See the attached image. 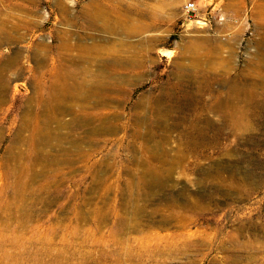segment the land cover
<instances>
[{"label": "rangeland", "instance_id": "obj_1", "mask_svg": "<svg viewBox=\"0 0 264 264\" xmlns=\"http://www.w3.org/2000/svg\"><path fill=\"white\" fill-rule=\"evenodd\" d=\"M91 2L0 0L3 17L31 20L20 27L23 39L0 43V65L19 49L24 57L21 71H5L0 92V264H264V0H122L132 32L110 39L99 26L84 38L80 24ZM188 2L196 6L191 19L184 12ZM64 15L69 22L75 17L77 26L62 22ZM141 23L148 27L138 31ZM61 31L70 35V48L60 49L63 58H83L68 65L75 80L110 88L107 103L124 114L123 121L135 127L139 113L156 140L168 136L161 144L179 156L173 186L146 188L137 207L130 201L135 195L126 201L116 187L137 181L139 162L111 161L104 169L95 163L90 170L82 163L32 162L28 146L16 140L35 83L29 69L37 67L26 50L44 41L53 57ZM57 63L38 70L48 72ZM82 103L71 105L78 110ZM72 116L61 115L59 133ZM145 123L137 129L144 132ZM122 135L109 137L92 159ZM46 152L58 155L60 148L53 142ZM99 201L109 210L106 220L79 222L77 209L88 212ZM173 205L179 217L160 218ZM120 239L123 249L110 247ZM164 244H174L173 251L163 252Z\"/></svg>", "mask_w": 264, "mask_h": 264}, {"label": "bare ground", "instance_id": "obj_2", "mask_svg": "<svg viewBox=\"0 0 264 264\" xmlns=\"http://www.w3.org/2000/svg\"><path fill=\"white\" fill-rule=\"evenodd\" d=\"M113 1L115 5L110 6L104 2V0H92L91 11L84 14L86 16L84 17L85 24H80V28L84 30L83 33H87L84 35V38L89 35L90 30L98 26L101 27L102 32H104L102 35L104 39H110L112 38V34L115 35L118 32L124 34L132 32V23L129 21L128 17L122 14L124 6L123 2H121L122 0ZM23 6L21 7V4H16V7L20 8L19 11L26 12L27 10H25ZM144 11L145 10H143V12ZM65 12L71 14L69 8H66ZM151 12H156L158 14L159 11L152 9ZM153 14L151 15L153 16ZM3 16L4 15L0 12V43L13 42L15 39L16 41L23 39V34L25 33L20 34V27L21 25L27 27L31 20H19L17 16L18 20H16L17 18L11 20L8 18L10 15H7V17ZM71 20L72 22H69L65 15L62 16V22L68 21L71 26H77L76 18L72 17ZM146 27H148V25L141 23L137 29L138 31H142ZM59 35L58 52L53 57L49 55V46L46 45L44 41L39 43L35 42V45L31 47L27 46L28 49L26 50L29 56L27 60H33L37 67L36 69H29L32 72V78L35 80V83L27 97L25 112L21 115L19 120L16 140H21L28 146V155H30L31 161L51 162L53 164H66L69 166L82 163L88 170H90V167L95 163H100L101 169H104L110 167L111 161L120 164L139 162L143 165V170L137 181L135 183L127 181L123 186L116 187L117 193L122 194V197L126 201L130 199V196H136L130 199V201L135 204L133 207H137L136 203L140 198L147 197L144 191L146 188L154 190L157 187L163 188L166 186H173L174 165L179 156L177 152L172 154L171 148L161 144V142H168V136H162L160 138L161 142L157 141L154 127H151L152 124L148 123L147 120L139 118L141 116L139 113L133 115V123H138L139 125H134L135 127H132L131 124L123 121L125 117L124 114L119 109L110 108L107 103L109 99H106V97L109 96L110 88L107 89L104 85L95 83L91 80L77 82L73 69L68 67V65L71 66L74 63L83 62V58L79 56L76 60H65L60 53V49L68 50V48H70L68 44L70 35L65 31L59 32ZM75 37L80 41L84 40V38H81L77 33ZM22 58H24L22 50L19 49L14 55L7 56L3 64L0 65V92L4 90L6 86L7 79L5 77V71L10 70L13 73L21 71L23 68L21 65ZM49 62L50 64L58 62L55 65L56 68L48 72L38 70L39 66L44 67ZM46 74L50 75V79L44 80ZM112 89L114 91H122L118 86ZM119 94H126V92L118 93V95ZM77 100L83 101L78 110L71 105V102ZM110 100L113 99L110 98ZM115 100L120 102L116 97H114V101ZM3 101L4 96L2 97L0 95V106L4 103ZM65 112H71L73 116L66 122L68 125L66 126L67 130L63 133H59L58 129L64 126L61 115ZM144 122H146V129L144 132H141L136 126L140 127ZM53 123H56L57 128H52L51 125ZM120 130L124 131L125 137L123 135L121 137H114L112 148L108 149L101 158L93 160L94 153L105 149L109 137L114 136ZM103 135L107 137H103L102 140L101 138ZM141 137L145 138L147 142L152 141L153 144L138 141ZM62 141L68 142L71 144V147L67 149L64 148L63 145H60ZM53 142L57 143L58 148H60V153L51 156L47 154L46 148L52 145ZM120 151H123V153ZM90 162H92L91 165H89ZM155 162L159 165L157 166ZM102 175V170L98 171L96 173V179ZM106 188L109 189V187H105V189ZM129 194L131 195L129 196ZM86 203H88V201L84 200L82 204L85 205ZM100 203L101 201H99V206L96 205L92 207L88 212H85V209H77L78 221L82 222L88 219H91V221L95 223L105 221L109 210H106ZM134 210L139 211L141 209L134 208ZM165 211H167L168 214H165ZM153 213L154 212H152V214ZM177 213L175 205H173L163 210L160 214V218H165L167 220H169L170 217L178 218L179 215ZM132 229L135 230L136 227L132 226ZM117 232L122 234V229H118ZM125 244L126 241L120 239L111 243L110 247L116 246L118 250L123 249L121 247H124ZM173 247L174 244H164L162 251H173L171 250Z\"/></svg>", "mask_w": 264, "mask_h": 264}, {"label": "built area", "instance_id": "obj_3", "mask_svg": "<svg viewBox=\"0 0 264 264\" xmlns=\"http://www.w3.org/2000/svg\"><path fill=\"white\" fill-rule=\"evenodd\" d=\"M195 11H196L195 3L188 2L184 5V12H185L186 18L191 19Z\"/></svg>", "mask_w": 264, "mask_h": 264}]
</instances>
